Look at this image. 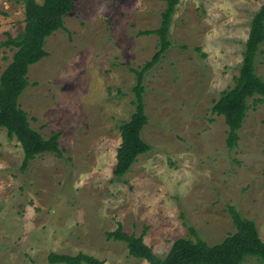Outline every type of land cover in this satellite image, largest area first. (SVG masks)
<instances>
[{
    "label": "rangeland",
    "instance_id": "1",
    "mask_svg": "<svg viewBox=\"0 0 264 264\" xmlns=\"http://www.w3.org/2000/svg\"><path fill=\"white\" fill-rule=\"evenodd\" d=\"M43 0H36L42 3ZM25 0H0V76L24 29ZM264 0H179L170 48L144 77L151 150L115 175L120 126L134 112L132 88L159 48L163 0H75L46 57L29 67L18 98L30 127L59 133L62 157L44 153L21 169L23 152L0 128V264H49L50 253H79L105 264H148L108 241L118 224L164 258L172 243L209 245L234 232L227 207L254 222L264 241V106L248 100L239 140L226 146L213 102L234 85L251 20ZM255 62L264 80V44ZM186 224V225H185ZM243 264H257L248 259Z\"/></svg>",
    "mask_w": 264,
    "mask_h": 264
},
{
    "label": "trees",
    "instance_id": "2",
    "mask_svg": "<svg viewBox=\"0 0 264 264\" xmlns=\"http://www.w3.org/2000/svg\"><path fill=\"white\" fill-rule=\"evenodd\" d=\"M166 8L161 14L160 27L144 34H154L159 38V48L151 60L139 70H133L136 82L132 88L134 112L120 128V145L116 153L115 175L122 178L141 155L151 150L141 137L143 128L148 123L144 104V77L148 71L163 58L171 46L169 29L175 7L179 0H163ZM75 0H25L24 29L16 37H8L4 46L15 49L12 60L0 76V128L7 131L8 137H14L23 152L21 169L25 170L35 157L51 153L62 157L59 148V133H52L43 138L30 127L27 114L19 107L18 98L28 86L29 67L46 57L45 42L48 37L63 29V19L68 15ZM264 44V4L254 14L238 76L233 87L222 91L213 102L212 113L224 118L227 127L226 146L233 150L238 143V132L242 128L249 110L248 100L264 106V80L257 76L255 62ZM234 232L228 234L221 243L209 245L199 238L195 229L186 225L191 238L176 239L164 258H160L153 249L145 244L142 234L136 236L123 232L121 224L114 231L106 232L108 241L126 245L129 256L141 259L148 264H243L248 259H255L257 264H264V241L259 238L257 228L251 220L243 217L239 211L229 206ZM49 264H105L93 256L79 253L75 256L50 253Z\"/></svg>",
    "mask_w": 264,
    "mask_h": 264
}]
</instances>
